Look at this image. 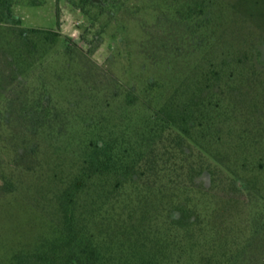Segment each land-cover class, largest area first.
<instances>
[{"label": "trees", "instance_id": "16d2710c", "mask_svg": "<svg viewBox=\"0 0 264 264\" xmlns=\"http://www.w3.org/2000/svg\"><path fill=\"white\" fill-rule=\"evenodd\" d=\"M223 3L168 5L199 58L158 104L160 81L139 91L97 63L80 71L85 49L0 0V213L25 190L33 214L20 233L0 214V264L262 262L264 66L255 42L215 37ZM247 192L253 212L233 224L230 200Z\"/></svg>", "mask_w": 264, "mask_h": 264}, {"label": "rangeland", "instance_id": "374dc122", "mask_svg": "<svg viewBox=\"0 0 264 264\" xmlns=\"http://www.w3.org/2000/svg\"><path fill=\"white\" fill-rule=\"evenodd\" d=\"M94 1L101 8L87 6L89 14L73 0H13V10L25 27L59 30L85 49L91 61L83 59L77 66L80 71L81 68L91 70L92 64L97 63L104 74L139 91L151 80L160 81L163 88L158 104H161L188 76L199 58L188 39L187 29L168 14V5L174 0H123L121 4L115 0ZM101 10L104 12L99 15ZM220 14L225 18L215 37L227 33L225 39L230 42L248 39L255 42L264 66V0H224ZM61 46L65 47L64 41ZM38 75L34 76L37 84L40 83ZM260 80L264 85V75ZM53 87L59 100L67 104L68 93L61 86ZM202 181L210 185V176H203ZM22 192L7 201L1 212L3 219H7V229L18 233L25 230L23 226L33 216L24 198L28 195L25 190ZM230 202L229 220L241 224L250 218L257 201L254 194L247 192L241 198L233 196ZM261 237L254 240L253 248L264 254V237ZM261 261L258 264H264V258Z\"/></svg>", "mask_w": 264, "mask_h": 264}]
</instances>
